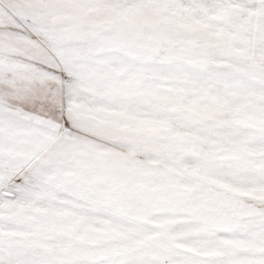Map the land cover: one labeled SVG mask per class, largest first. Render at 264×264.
Instances as JSON below:
<instances>
[{
	"label": "snow or ice",
	"instance_id": "obj_1",
	"mask_svg": "<svg viewBox=\"0 0 264 264\" xmlns=\"http://www.w3.org/2000/svg\"><path fill=\"white\" fill-rule=\"evenodd\" d=\"M0 264H264V0H0Z\"/></svg>",
	"mask_w": 264,
	"mask_h": 264
}]
</instances>
